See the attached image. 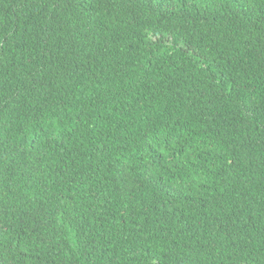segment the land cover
Instances as JSON below:
<instances>
[{
	"label": "trees",
	"instance_id": "trees-1",
	"mask_svg": "<svg viewBox=\"0 0 264 264\" xmlns=\"http://www.w3.org/2000/svg\"><path fill=\"white\" fill-rule=\"evenodd\" d=\"M0 264H264V0H0Z\"/></svg>",
	"mask_w": 264,
	"mask_h": 264
}]
</instances>
